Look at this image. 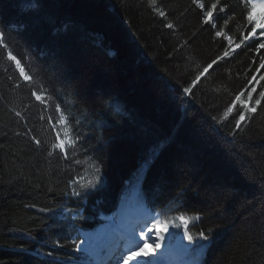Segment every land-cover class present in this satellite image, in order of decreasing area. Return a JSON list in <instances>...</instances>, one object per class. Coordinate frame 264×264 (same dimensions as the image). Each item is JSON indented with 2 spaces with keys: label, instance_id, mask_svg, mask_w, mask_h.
I'll list each match as a JSON object with an SVG mask.
<instances>
[{
  "label": "trees",
  "instance_id": "16d2710c",
  "mask_svg": "<svg viewBox=\"0 0 264 264\" xmlns=\"http://www.w3.org/2000/svg\"><path fill=\"white\" fill-rule=\"evenodd\" d=\"M200 2L204 10L192 0H158L165 19L147 0H0L10 45L15 53L27 49L47 73L70 135H80L75 156L68 149L67 160L59 150L48 157L56 131L64 138L60 125L52 127L59 114L31 97L22 81L16 87L8 79L18 75L15 65L0 57V264L75 259L80 253L66 244L78 234L72 225L80 237L93 231L135 189L161 220L201 215L189 225L196 264H264V69L257 71L264 49L257 52L250 37L202 77L194 96H181L176 86L227 46L203 23V12L217 0ZM221 7L227 13L213 10L214 21L235 46L250 30L249 5L218 0ZM168 20L175 31L165 27ZM18 24L26 26L19 35L9 28ZM185 39L187 46L176 47ZM237 95V109L247 101L257 112L246 113L249 119L233 135L231 117L221 124L211 116H222ZM93 164L101 167V183L81 205L67 182L78 172L95 175ZM208 228L213 243L195 239ZM182 231L170 226L166 235L188 242ZM57 240L66 246L56 247ZM198 243L207 247L202 251Z\"/></svg>",
  "mask_w": 264,
  "mask_h": 264
},
{
  "label": "snow or ice",
  "instance_id": "6c2138e0",
  "mask_svg": "<svg viewBox=\"0 0 264 264\" xmlns=\"http://www.w3.org/2000/svg\"><path fill=\"white\" fill-rule=\"evenodd\" d=\"M148 7L152 9V11L158 16L167 19L166 12L159 6L158 0H147ZM193 4L198 5V7L204 10L207 6L200 2V0H192ZM250 6L247 8L246 12V20L248 25L250 26V30L248 35L243 36V39L240 43H236L233 48V38L232 36H225L223 30L219 28L217 23L213 19V10H218L227 13L226 7H221L218 9V0L217 2H213L210 6L211 10H206L203 12V23L206 25H210L212 29H216L215 36L221 37L227 41V46L223 47V52L221 55L216 56V58L211 59L209 62H206L202 67L198 69L195 73L189 74L185 77L183 83H179L177 87V91L181 96H189L192 97L195 95L194 89L197 88V85L201 82L202 77H205L206 74L210 72V70H214V65L217 64L218 61L223 60L225 57L231 55L235 49H239L241 44L244 41H248L250 37H253L252 44L256 47V51L259 52L260 49H264V42H262L259 38L264 37V23H256L253 16V10L258 7L257 3L253 2V0H249ZM39 4V0H38ZM37 4V6H38ZM264 6V5H260ZM229 20L225 18L223 20V24L227 25ZM26 27L23 24H18L13 28L11 25L9 28L13 31H16V34L19 35V31L17 29H21ZM165 27L170 30H176L177 25L172 21L168 20L165 24ZM260 30L257 33V30ZM189 44V40L185 39L179 42L178 48H184ZM175 50V48H174ZM251 50V48L249 49ZM0 57L7 60L9 65H15L16 72L18 73L13 77H8L9 80L16 85V87L21 86V81L25 86L28 87L29 93L31 97H34L36 101L40 102L41 105H44L47 102L50 105L54 106L55 113L59 114L56 117V123L52 125L53 128L56 125H60L64 132V138H61V132L56 131L55 142L51 144V150L47 151V156H53L56 150H59V153L63 155L65 160L68 159V149L72 150L73 156L76 153L77 143L80 140L79 133L74 135H70L72 132V126L70 124L69 117L62 111L61 103H56L51 91H49L48 83L45 82V76L47 73L44 72L43 68H40L36 62L34 61L31 53L25 50L23 53H15L14 47L10 45L9 39L7 37V33L4 30L3 22L0 21ZM37 70L34 71L33 69ZM27 69V70H26ZM260 69H264V56L260 57V66L257 71ZM8 69H5L7 72ZM163 79V77H161ZM255 79V77H253ZM261 80H264V76L260 77ZM252 91H256L255 88ZM261 98H264V91L259 93ZM249 99H251L252 93H248ZM237 101H240V95H237L235 100L231 101L224 109L222 116L219 118L215 115L211 116L213 121L217 123H223L225 120H228L229 117L234 121L233 132L231 134H235L236 130H240L245 121L249 119L246 117V113H256V107H248L246 103H241L239 109H237ZM260 100L257 99L255 103L257 105L260 104ZM234 109H236L235 115H233ZM17 116H20V113H16ZM49 122H51L52 117H48ZM76 124L79 125L80 121L77 120ZM35 143L37 145L41 144V141L35 139ZM81 161L79 159L75 160V164L80 165ZM95 169V175L86 176L82 173H76L74 177H71L68 180V185L70 187V194L74 197H82V199L78 202L81 205L86 203V196L89 194V190L96 189L97 185L101 183V167L99 164H93L92 166ZM69 192L65 191L64 195H68ZM138 194L143 200V193L139 191ZM34 206V205H33ZM41 211H50V209H41ZM152 211H155L153 208ZM77 216L82 218V213L77 212ZM160 213L157 212L155 215H151V219L148 220L143 226H140L137 230L136 227H133L127 233V241L129 243V247L126 250L121 249L119 245H116L115 248L109 250L104 256L102 260H99L100 251L99 245L97 244L98 233H83V238L80 237L79 229L76 228L75 225H72L73 230L77 231V236L74 239L67 240L66 244H71L76 252L80 253L75 259L72 257H67L66 261H59L58 264H159V261L156 257L159 255V250L163 247L164 242L166 240V235L169 233L170 226L175 229L182 228V233H179V236L182 240L188 241V245L183 246L184 251L187 253L191 247H193L192 242L194 240L193 235L190 230V223L192 221H200L201 215L197 214L194 217H189L184 214H179L175 216L172 220H160ZM195 226V225H193ZM103 231V228L100 230ZM198 241L208 242L211 244L215 240L214 229L208 228L207 230L201 229L198 231L196 238ZM151 241V251H145L144 245L149 244ZM66 244H61L59 240L55 242V246L59 248H64ZM196 247H199L202 251L207 245L198 243ZM26 251V250H25ZM42 257L50 258L53 262L57 261V258L53 256L52 252L41 253L39 250L35 253ZM183 264V262H182ZM195 264V262H193Z\"/></svg>",
  "mask_w": 264,
  "mask_h": 264
},
{
  "label": "bare ground",
  "instance_id": "6f19581e",
  "mask_svg": "<svg viewBox=\"0 0 264 264\" xmlns=\"http://www.w3.org/2000/svg\"><path fill=\"white\" fill-rule=\"evenodd\" d=\"M261 9L264 10V6H262ZM147 213L148 208L146 207L143 210L136 209L135 212L130 211L125 216L122 226H116L114 223L107 220L102 225H100L97 230L90 232L99 234L97 244L99 245L100 255H102L103 252H106L107 249H105V247H111L110 243L112 242L114 236L119 233V228L126 227L127 229L131 230L137 222L141 221L142 225L145 224L146 221L144 220V216L147 215ZM102 228L103 231L101 232L100 230ZM148 245L149 246L145 248V251H151V241ZM183 246H185L184 243H178L173 245L172 247L163 245V247L159 250V255L156 257V259L159 261V264L170 262L171 260L181 255L184 252Z\"/></svg>",
  "mask_w": 264,
  "mask_h": 264
},
{
  "label": "rangeland",
  "instance_id": "374dc122",
  "mask_svg": "<svg viewBox=\"0 0 264 264\" xmlns=\"http://www.w3.org/2000/svg\"><path fill=\"white\" fill-rule=\"evenodd\" d=\"M246 1H248L249 2V0H246ZM253 2H255V3H257V5H258V7L257 8H255L254 10H253V16H254V20L256 21V23H264V10H262L261 9V7L262 6H260V5H264V1L263 0H253ZM250 4V3H249ZM213 19H214V17H213ZM260 32V30L258 29L257 30V33H259ZM253 38V37H252ZM259 39H262L263 41H264V37H260ZM242 45V44H241ZM235 46H233V48H234ZM244 103H246L248 106H249V102H247V101H245ZM201 119H203V117L202 116H200V120ZM137 194H138V192L137 191H135L134 192V197H136L137 196ZM256 195V194H255ZM125 199V198H124ZM126 204H128V205H124V207H122V212L119 214V215H115L114 216V218H113V216H110L111 218L109 219V221L110 222H114V220H115V222H116V224L119 226V224L120 223H122L123 221H124V218H125V216L130 212V211H133V212H135V210L136 209H144L145 208V203H144V201L142 200L141 201V199L139 198V197H137V198H135L134 200H132V201H128V203H126ZM114 219V220H113ZM122 226V225H121ZM98 229V228H97ZM96 229V230H97ZM147 245V246H146ZM169 246V247H172L174 244H172V243H168V241L167 240H165V242H164V246ZM149 245L148 244H145L144 245V250H145V248L146 247H148ZM183 262V264H193V261H191L190 259H189V257L188 258H186L184 261H182ZM182 262L180 263V264H182Z\"/></svg>",
  "mask_w": 264,
  "mask_h": 264
}]
</instances>
